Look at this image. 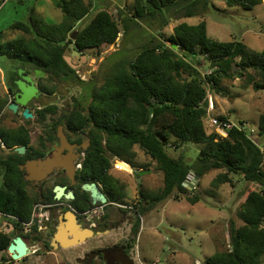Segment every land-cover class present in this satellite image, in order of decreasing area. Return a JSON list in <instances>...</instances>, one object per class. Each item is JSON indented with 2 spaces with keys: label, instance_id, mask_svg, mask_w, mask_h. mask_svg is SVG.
I'll return each instance as SVG.
<instances>
[{
  "label": "trees",
  "instance_id": "16d2710c",
  "mask_svg": "<svg viewBox=\"0 0 264 264\" xmlns=\"http://www.w3.org/2000/svg\"><path fill=\"white\" fill-rule=\"evenodd\" d=\"M223 1L226 6L244 9L262 3V0ZM54 3L62 18L51 27L50 39L36 38L39 36L36 28L15 21L11 28L31 37L22 35L0 43V55L16 63L8 75L10 94L17 89L14 80L18 78L19 68L28 74L36 69L45 71L37 85L48 95L55 90L43 83L44 79L55 84L65 81L85 84L64 56L72 42L69 33L88 14V5L82 0H55ZM208 8V0H133L132 9L127 12L121 7L113 12L99 10L73 40L79 52L114 44L121 28L123 32L145 36L147 41L133 56L113 59L111 73L99 87L87 88L88 99L76 101L70 110L64 111L63 123L68 129L83 131L90 137L91 145L81 163L89 177L102 183L113 197L126 195L125 185L110 174L115 158L133 167L137 146L155 162L156 169L162 173L163 185L157 192L139 191L141 215L167 199L179 200V194L186 195L192 204L200 200L184 185L189 174L198 183L206 173L221 169L211 181L214 186L235 182L234 176L237 180L259 184V190L245 193L236 219L229 220L230 248L206 257L203 264H264V151L250 137L252 133L241 127L244 121L234 124L226 136L209 132L204 123L209 107L208 88L223 93L226 92L221 86L224 80L245 77L255 90H264V46L250 51L240 39H213L207 34L205 20L195 24L180 22L162 38L143 24L157 20L163 27L170 18L204 16ZM202 65L207 66L205 74L198 68ZM7 100L6 92L0 94V114ZM21 110L12 119L20 117L24 123L11 127L0 125V140L11 149L6 154L0 153V212L15 216L18 222L30 219L32 205L39 200L21 191L24 182L19 163L31 154L20 155L13 148L26 146L27 152L32 148L30 119H24L19 114ZM30 111L37 122L45 118L44 109ZM218 118L228 120L224 115ZM257 132L264 134V112L259 115ZM189 143L201 144L192 164L187 163L183 153V147ZM137 232L138 227L135 235ZM10 242V235L0 233V253L7 251ZM1 259L5 260L3 256Z\"/></svg>",
  "mask_w": 264,
  "mask_h": 264
},
{
  "label": "rangeland",
  "instance_id": "374dc122",
  "mask_svg": "<svg viewBox=\"0 0 264 264\" xmlns=\"http://www.w3.org/2000/svg\"><path fill=\"white\" fill-rule=\"evenodd\" d=\"M55 0H0V43H5L20 36L31 37L20 30L12 29L15 21L27 23L31 29L36 28L39 36L36 38L47 39L51 37V27L60 22L62 13L55 6ZM88 7V14L75 24L74 30L81 29L90 19L102 9L113 12L117 7L124 11L132 9L133 0H82ZM209 8L204 16L170 18L167 25L160 27L157 20L144 23L159 38L166 37L173 27L180 22L195 24L201 20L206 21L207 34L216 40H230L233 38L243 40L250 51H258L264 46V0L252 9L240 6H226L223 0H208ZM121 26V21L118 19ZM71 33H69L70 36ZM147 41L145 36H135L133 33L121 32L114 44H102L100 47L85 49L79 55L67 51L65 56L70 57V62L75 65L76 75L85 84L76 82H58L57 84L44 79L49 88H54V94L41 95L40 103L56 102L64 106L76 101L88 99L87 88L99 87L104 78L112 71V60L133 56L140 49L141 44ZM83 55L80 56V55ZM16 63L0 55V67L4 78L0 75V94H5L9 86L8 75L14 71ZM202 74L207 72V66L198 67ZM18 71V70H17ZM45 76V74L43 75ZM5 83V84H4ZM4 84V85H2ZM56 85V86H55ZM226 92L215 93L208 88L209 107L208 116L224 115L231 123L244 121L254 133L251 138L258 143L264 151V134L257 132V119L264 112V90H255L252 82H247L245 77L233 80H224L221 84ZM6 87V88H5ZM212 106V108H210ZM13 113L5 110L0 116V125L4 127L15 126L23 122L20 117L15 121ZM207 118L204 119L208 130ZM34 129L33 140L40 130V126L30 123ZM209 131V130H208ZM201 144H187L183 153L187 163L195 160ZM136 156L133 164L113 160L110 174L125 185L129 202L139 196V191L157 192L163 185L161 171L156 169V164L139 147H134ZM178 152H181L179 150ZM138 171V172H137ZM223 171V170H222ZM220 170H212L199 178V182L186 184L192 189L193 195L197 194L200 200L194 204L186 200V195L179 194V200L167 199L164 203L142 216L143 228L138 235L135 252H138L139 264L148 263V260L157 261L159 264H203L206 257L222 249L230 248L229 220L236 219V211L244 200L248 190H259L260 185L249 183L234 176L235 182H226L214 186L212 179ZM189 177L193 174H189ZM237 180V182H236ZM234 183V184H233ZM240 224V221L237 220ZM146 259L144 262L142 259ZM17 264H41L38 255H29Z\"/></svg>",
  "mask_w": 264,
  "mask_h": 264
},
{
  "label": "flooded vegetation",
  "instance_id": "af4514ba",
  "mask_svg": "<svg viewBox=\"0 0 264 264\" xmlns=\"http://www.w3.org/2000/svg\"><path fill=\"white\" fill-rule=\"evenodd\" d=\"M34 72L35 70L29 75L38 88L37 80L44 77L45 71L36 78ZM16 91L17 89L12 94L8 88L5 91L8 103L0 116L5 110L15 115L20 108L23 109L21 106L16 111L8 109V105L14 101ZM41 95L46 94L41 92ZM40 96L28 103L30 110L36 112L44 109L45 113V118L39 122L33 114L29 118V124L40 126L33 140L34 129L28 124L29 144L32 148L28 152L26 146L13 148L18 153L15 149L24 147V152L18 154H31L19 163L24 182L21 191L29 197H39V200L33 203L28 221L18 222L15 216L2 212L5 215L6 228L0 230L2 235L11 236V242L14 238L21 237L30 252L18 260L11 259L7 251L0 253V264H17L31 254L34 257L38 255L41 264H139V255L135 252L143 216L140 213L139 197L132 202L126 197H113L102 183L89 177L81 160L91 145V139L85 132L70 130L63 123L64 111L70 110L75 103H72L73 106L56 102L41 104ZM9 151L11 149L4 143L0 145V153L6 154ZM54 154L58 156L59 165L47 170L40 181L25 179L27 173L21 166L26 161L45 160ZM92 184L104 196L103 202L96 199L94 203L90 191L86 189V186ZM69 193L72 198H67ZM61 224L64 229L63 232L61 230L63 237L57 239ZM136 227L138 232L135 235ZM2 256L5 260L1 259ZM145 264L159 263L151 261Z\"/></svg>",
  "mask_w": 264,
  "mask_h": 264
},
{
  "label": "water",
  "instance_id": "95a60500",
  "mask_svg": "<svg viewBox=\"0 0 264 264\" xmlns=\"http://www.w3.org/2000/svg\"><path fill=\"white\" fill-rule=\"evenodd\" d=\"M78 31L73 30L70 34L69 38L72 40V42L69 43V49L71 51V54L79 55L80 52L75 49L73 40L75 39ZM175 47V46H174ZM80 56L83 57L81 54ZM65 61L71 68H75V65H73L70 62L69 56H64ZM18 75L19 78L15 80V84L17 86V91L14 96V101L8 105V109H11L12 111H16L18 106H21L23 109L21 111V115L24 119H29L32 117V113L28 107V103L33 99L37 98L41 95L40 90L35 85L34 79L31 75L24 73V70L22 68L18 69ZM44 74L43 70H35L34 77H39ZM24 147L16 148L15 150L18 151V153L24 152ZM59 160L57 154H54L52 157H47L45 160L43 159H37V160H28L25 162L23 166H21V169H25L27 175H25L26 180H37L40 181L47 170H50L53 166L59 165ZM86 189L90 191V195L92 199H100L101 202L105 200L104 196L100 193H98L97 189L95 188L94 184L91 186H86ZM67 198H72V194L69 193L67 195ZM60 231L57 232V239L63 237V234L61 233V230L63 232V225H60ZM62 234V235H61ZM72 244V243H71ZM8 253L10 254L11 259L18 260L22 257L29 254L30 249L24 242V240L21 237H16L12 240V242L9 244L7 248Z\"/></svg>",
  "mask_w": 264,
  "mask_h": 264
},
{
  "label": "built area",
  "instance_id": "2783aa9c",
  "mask_svg": "<svg viewBox=\"0 0 264 264\" xmlns=\"http://www.w3.org/2000/svg\"><path fill=\"white\" fill-rule=\"evenodd\" d=\"M210 108H212V106ZM207 119H208L207 124H208L209 132H216L220 136H226L227 130L230 129L234 125V123H231L229 120L227 121L220 120L217 116H208ZM241 127L242 128L244 127V129H248L246 130L247 133H254V130L249 129L245 123ZM0 145L1 146L3 145L1 141H0ZM195 181H196L195 177L194 178L187 177V179L184 181V185L194 183ZM4 218H5V215L2 212H0V230H3L6 228V223L4 221Z\"/></svg>",
  "mask_w": 264,
  "mask_h": 264
},
{
  "label": "crops",
  "instance_id": "0c3cea01",
  "mask_svg": "<svg viewBox=\"0 0 264 264\" xmlns=\"http://www.w3.org/2000/svg\"><path fill=\"white\" fill-rule=\"evenodd\" d=\"M0 75H1V77L2 78H4V72H3V70L1 69V67H0ZM5 84V83H4ZM4 84H2V85H4ZM5 86V85H4ZM6 88V87H5ZM5 91H6V89H5ZM3 95V94H2ZM259 118V117H258ZM257 121H258V119H257ZM141 228H143V224H142V227ZM142 230V229H141ZM143 260H144V262H147V260L146 259H144V258H142ZM143 262V261H142ZM148 262H150L149 260H148Z\"/></svg>",
  "mask_w": 264,
  "mask_h": 264
}]
</instances>
